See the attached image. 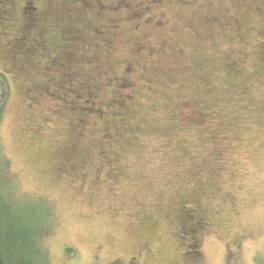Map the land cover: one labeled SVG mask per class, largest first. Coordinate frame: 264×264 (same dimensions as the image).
Instances as JSON below:
<instances>
[{
    "label": "rangeland",
    "instance_id": "obj_1",
    "mask_svg": "<svg viewBox=\"0 0 264 264\" xmlns=\"http://www.w3.org/2000/svg\"><path fill=\"white\" fill-rule=\"evenodd\" d=\"M147 1L0 0L6 194L49 264H264V0Z\"/></svg>",
    "mask_w": 264,
    "mask_h": 264
},
{
    "label": "trees",
    "instance_id": "obj_2",
    "mask_svg": "<svg viewBox=\"0 0 264 264\" xmlns=\"http://www.w3.org/2000/svg\"><path fill=\"white\" fill-rule=\"evenodd\" d=\"M9 91V81L0 72V119ZM96 110L93 108V111ZM0 166L6 170V163L1 157ZM7 190L8 185L1 180L0 172V264H49L41 240L49 231L51 207L47 203L46 209L34 204L21 206L6 194ZM193 228L191 225L188 230H182L185 231L181 233L182 237ZM130 264H137L136 259L132 258Z\"/></svg>",
    "mask_w": 264,
    "mask_h": 264
},
{
    "label": "flooded vegetation",
    "instance_id": "obj_3",
    "mask_svg": "<svg viewBox=\"0 0 264 264\" xmlns=\"http://www.w3.org/2000/svg\"><path fill=\"white\" fill-rule=\"evenodd\" d=\"M27 2H29V1H27ZM147 2H148V5H151L154 1L151 0V1H147ZM118 4H119V2H117V5ZM138 5H140V4H136V6H138ZM116 6H114L113 8L116 9ZM122 7H125V6H123V5L119 6V8H122ZM30 9H31L32 12H34L36 8L35 7H31ZM147 10H149V7L148 6H144L143 7V11H147ZM192 225H193V227L200 226V228H201V227L207 226L208 222L205 219H198V220L195 219L194 223ZM195 230H196V228H195Z\"/></svg>",
    "mask_w": 264,
    "mask_h": 264
}]
</instances>
